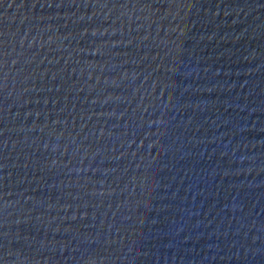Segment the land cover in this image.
I'll list each match as a JSON object with an SVG mask.
<instances>
[{"label":"water","instance_id":"obj_1","mask_svg":"<svg viewBox=\"0 0 264 264\" xmlns=\"http://www.w3.org/2000/svg\"><path fill=\"white\" fill-rule=\"evenodd\" d=\"M0 264H264V0H0Z\"/></svg>","mask_w":264,"mask_h":264}]
</instances>
